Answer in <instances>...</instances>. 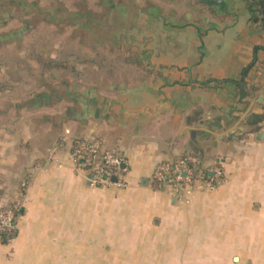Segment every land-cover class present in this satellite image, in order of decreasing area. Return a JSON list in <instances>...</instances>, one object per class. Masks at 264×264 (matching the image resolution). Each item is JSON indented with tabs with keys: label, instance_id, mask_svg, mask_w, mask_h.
Returning <instances> with one entry per match:
<instances>
[{
	"label": "crops",
	"instance_id": "obj_1",
	"mask_svg": "<svg viewBox=\"0 0 264 264\" xmlns=\"http://www.w3.org/2000/svg\"><path fill=\"white\" fill-rule=\"evenodd\" d=\"M133 2L147 18L118 24L117 54L52 88L0 85V209L17 214L0 264H264V31L228 0L162 22ZM83 138L125 159L124 186L90 185ZM188 155L223 177L175 199L153 174Z\"/></svg>",
	"mask_w": 264,
	"mask_h": 264
},
{
	"label": "rangeland",
	"instance_id": "obj_2",
	"mask_svg": "<svg viewBox=\"0 0 264 264\" xmlns=\"http://www.w3.org/2000/svg\"><path fill=\"white\" fill-rule=\"evenodd\" d=\"M203 1L156 0L154 6L149 0H143L145 6L143 10H147L148 13L151 10L152 17L156 16L157 21L160 22L172 18L174 21H181L183 17L176 18L186 14L184 12L188 10H193V3L202 4ZM100 2L99 12L91 13L92 11L86 12V0H0V6L8 5V7H0V31L8 34L25 28L22 33L12 35V38L0 39V72L3 71L0 85H12L18 90L22 83L32 87L42 85L52 88L56 84L75 79V74L71 70L86 67V64L82 63L83 60L88 59L98 63L100 60L95 59L96 55L99 57L107 53L117 54L119 47L117 39L121 31L118 24L122 22L123 27V22H126L127 26H130V22L134 21L133 18L141 22L147 18V14L141 13L142 10L133 0L126 1L129 12L121 8L125 1L122 4L119 0H100ZM110 2L116 4V9L119 10L109 8ZM228 2L236 6L245 4L244 0H228ZM123 15L125 17L121 19L120 16ZM26 21L31 24L30 27L26 28ZM130 29L131 27L124 30V33L128 31L131 34ZM100 39L102 43L112 42V44L103 46L99 42ZM134 46L136 48L137 44ZM128 48L125 46V49ZM90 53L96 54L95 57H91ZM93 67L94 65L90 63L89 68ZM35 91L38 89L33 88L29 95H33L32 92ZM0 95L3 96L0 101L3 103L6 100L5 93ZM54 109H47V112H54ZM37 114L41 113H32L34 117L39 116Z\"/></svg>",
	"mask_w": 264,
	"mask_h": 264
},
{
	"label": "built area",
	"instance_id": "obj_3",
	"mask_svg": "<svg viewBox=\"0 0 264 264\" xmlns=\"http://www.w3.org/2000/svg\"><path fill=\"white\" fill-rule=\"evenodd\" d=\"M72 161L78 170L85 171L92 187L125 185L127 172L125 159L107 150L98 138H83L72 151ZM211 171L203 168L197 156L188 155L175 161L159 164L153 182L167 189L175 199L204 189H213L221 182L223 172L217 167ZM17 214L14 209H0V234L12 236L16 231Z\"/></svg>",
	"mask_w": 264,
	"mask_h": 264
},
{
	"label": "trees",
	"instance_id": "obj_4",
	"mask_svg": "<svg viewBox=\"0 0 264 264\" xmlns=\"http://www.w3.org/2000/svg\"><path fill=\"white\" fill-rule=\"evenodd\" d=\"M2 1H4V0H2ZM214 1L216 3H218V0H214ZM244 3H245L244 7L246 8V11H247L248 16H249V21L251 23L258 24L261 27V29L264 31V0H244ZM0 7L4 8V7H8V5L2 4ZM111 9L118 10L114 6H111ZM25 25L27 28V26L30 27L31 24L26 21ZM24 29L25 28H23L22 30L12 31L8 34H2V35H0V39L6 40V39H9L10 37L12 38V35L16 36L20 32L22 33ZM56 64L58 65L59 63H56ZM79 141H80V139H75L73 141V148L76 146V144ZM73 148H72V150H73ZM15 234H16V231L14 232V234H12V236H14Z\"/></svg>",
	"mask_w": 264,
	"mask_h": 264
},
{
	"label": "water",
	"instance_id": "obj_5",
	"mask_svg": "<svg viewBox=\"0 0 264 264\" xmlns=\"http://www.w3.org/2000/svg\"><path fill=\"white\" fill-rule=\"evenodd\" d=\"M219 1H221V0H219ZM262 135H263V134H260V135H259V138L262 137Z\"/></svg>",
	"mask_w": 264,
	"mask_h": 264
}]
</instances>
